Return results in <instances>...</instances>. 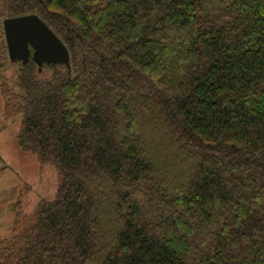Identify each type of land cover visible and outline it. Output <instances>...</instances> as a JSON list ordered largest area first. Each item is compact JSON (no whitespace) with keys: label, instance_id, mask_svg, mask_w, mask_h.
Listing matches in <instances>:
<instances>
[{"label":"trees","instance_id":"trees-1","mask_svg":"<svg viewBox=\"0 0 264 264\" xmlns=\"http://www.w3.org/2000/svg\"><path fill=\"white\" fill-rule=\"evenodd\" d=\"M0 3L70 55L0 84L21 150L59 177L13 207L0 264H264V0Z\"/></svg>","mask_w":264,"mask_h":264},{"label":"rangeland","instance_id":"rangeland-1","mask_svg":"<svg viewBox=\"0 0 264 264\" xmlns=\"http://www.w3.org/2000/svg\"><path fill=\"white\" fill-rule=\"evenodd\" d=\"M1 13L0 3V29L3 26ZM18 70V64L6 63L0 73V84L6 79L12 87L15 86ZM1 101L3 104L2 96ZM3 112L1 109L0 237L9 239L13 236L12 229L16 215L13 207L20 202L24 211L31 213L42 200L55 199L59 188V177L54 167L41 165L34 153L21 150L19 131L22 117L7 118Z\"/></svg>","mask_w":264,"mask_h":264},{"label":"water","instance_id":"water-1","mask_svg":"<svg viewBox=\"0 0 264 264\" xmlns=\"http://www.w3.org/2000/svg\"><path fill=\"white\" fill-rule=\"evenodd\" d=\"M3 28L12 64L25 67L33 57L40 70L53 65L70 68L67 47L39 16L7 18Z\"/></svg>","mask_w":264,"mask_h":264},{"label":"crops","instance_id":"crops-1","mask_svg":"<svg viewBox=\"0 0 264 264\" xmlns=\"http://www.w3.org/2000/svg\"><path fill=\"white\" fill-rule=\"evenodd\" d=\"M1 96H2V94H1V91H0V113H1V109H3V111H4V100H3V104H2V101H1ZM3 98V97H2ZM4 113V112H3ZM0 120H1V118H0ZM2 127V125H0V128ZM2 223L0 222V225H1Z\"/></svg>","mask_w":264,"mask_h":264}]
</instances>
